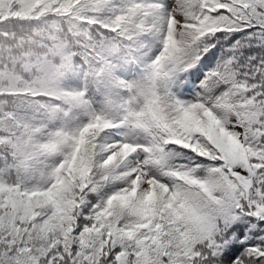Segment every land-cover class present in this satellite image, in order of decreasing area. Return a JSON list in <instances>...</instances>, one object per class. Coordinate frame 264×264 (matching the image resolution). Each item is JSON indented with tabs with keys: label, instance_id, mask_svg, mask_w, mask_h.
I'll return each instance as SVG.
<instances>
[{
	"label": "snow or ice",
	"instance_id": "6c2138e0",
	"mask_svg": "<svg viewBox=\"0 0 264 264\" xmlns=\"http://www.w3.org/2000/svg\"><path fill=\"white\" fill-rule=\"evenodd\" d=\"M0 264H264V0H0Z\"/></svg>",
	"mask_w": 264,
	"mask_h": 264
}]
</instances>
